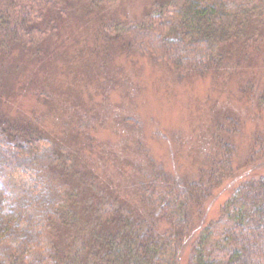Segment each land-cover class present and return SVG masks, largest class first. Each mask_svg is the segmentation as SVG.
Masks as SVG:
<instances>
[{
  "label": "trees",
  "instance_id": "trees-1",
  "mask_svg": "<svg viewBox=\"0 0 264 264\" xmlns=\"http://www.w3.org/2000/svg\"><path fill=\"white\" fill-rule=\"evenodd\" d=\"M61 1L0 0V53L17 49L44 62L46 41L67 16ZM104 36L110 45L118 34ZM124 37L179 77L217 73L264 41V0H181L129 25ZM2 95L0 158L13 154L25 180L24 188L6 185L1 193L10 208L0 210V264H264V175L238 186L184 260L194 217L235 171L237 124H217L214 153L195 180L147 171L135 203H124L111 189L99 195L96 179L78 170V152L35 121L11 117ZM260 157L264 144L248 159Z\"/></svg>",
  "mask_w": 264,
  "mask_h": 264
},
{
  "label": "rangeland",
  "instance_id": "rangeland-1",
  "mask_svg": "<svg viewBox=\"0 0 264 264\" xmlns=\"http://www.w3.org/2000/svg\"><path fill=\"white\" fill-rule=\"evenodd\" d=\"M93 1H61L67 16L46 41L44 62L17 49L0 53L2 106L78 152V170L96 179L97 193L111 189L124 203H135L147 171L195 180L214 153L217 124H237L235 171L194 217L187 261L202 227L218 218L238 186L264 175V157L248 159L264 144V41L257 51L231 57L223 71L179 77L134 49L124 33L181 0ZM106 21L115 22L112 30L101 29ZM100 29L118 37L109 45ZM13 156L0 158V210L9 207L2 203L6 185L24 188Z\"/></svg>",
  "mask_w": 264,
  "mask_h": 264
}]
</instances>
